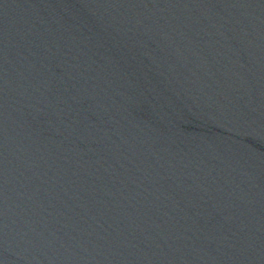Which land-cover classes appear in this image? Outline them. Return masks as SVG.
I'll list each match as a JSON object with an SVG mask.
<instances>
[{"label":"water","instance_id":"obj_1","mask_svg":"<svg viewBox=\"0 0 264 264\" xmlns=\"http://www.w3.org/2000/svg\"><path fill=\"white\" fill-rule=\"evenodd\" d=\"M0 264H264V0H0Z\"/></svg>","mask_w":264,"mask_h":264}]
</instances>
